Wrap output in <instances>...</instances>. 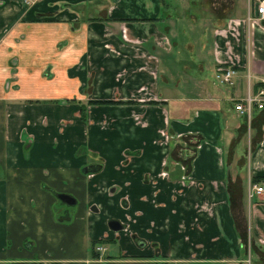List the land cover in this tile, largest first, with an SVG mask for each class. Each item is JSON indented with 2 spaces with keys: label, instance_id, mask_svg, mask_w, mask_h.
Here are the masks:
<instances>
[{
  "label": "crops",
  "instance_id": "1",
  "mask_svg": "<svg viewBox=\"0 0 264 264\" xmlns=\"http://www.w3.org/2000/svg\"><path fill=\"white\" fill-rule=\"evenodd\" d=\"M254 2H193V47L164 0H0V264H245L244 218L264 251V111L234 110L264 82Z\"/></svg>",
  "mask_w": 264,
  "mask_h": 264
},
{
  "label": "rangeland",
  "instance_id": "2",
  "mask_svg": "<svg viewBox=\"0 0 264 264\" xmlns=\"http://www.w3.org/2000/svg\"><path fill=\"white\" fill-rule=\"evenodd\" d=\"M165 5H164V9H163V16L165 15H172L173 13H176V17L178 18V28L174 27L173 31H167V36L169 38H172L171 35H174V38L177 39H183L185 40V42H188L190 46L193 47H197V43H199V40L196 41V39H199L200 37L198 36V34L196 35V33L194 32V30H192V28L190 29V31H188V29L190 28V26H192L188 21H187V16H186V12H190V9H193V2H196V7L199 10V8L201 7V2L203 3V0H164ZM199 7V8H198ZM189 14V13H188ZM176 20V19H175ZM174 20V21H175ZM182 23L184 25V29L186 30L185 32L181 29L182 28ZM176 28V29H175ZM199 30H201V28H199ZM202 31V30H201ZM203 36V34H202ZM186 44V43H185ZM201 44V43H200ZM180 45V42H179ZM177 51V50H176ZM178 64L177 66L175 65L176 68V72L179 73L180 75H182V70L187 67H190V71H188V74H190V76H201L204 75L207 76L209 78L210 81H212L213 75L210 74V68L208 69L207 67H204V63H201L200 66H202L204 69L202 70V72L200 73V69L199 67H195L198 63H197V54H195V49L193 50V52H188V54L186 55V52L183 50V48L179 47L178 49ZM188 58V60H187ZM189 62V63H188ZM163 68L165 69H169L172 68L170 67L169 64H164L162 65ZM183 68V69H180ZM184 76V75H183ZM246 82L248 83V81L245 78L244 81V94H246ZM253 89V86L251 88V90ZM244 150V147H242L241 145H239L237 147V151H242ZM249 201V202H248ZM252 200L248 199L247 200V207L251 208L252 205ZM250 215V213H249ZM250 219V216H249ZM242 224V220H241V224ZM246 235H248V230H246ZM244 259H245V264H256L255 261L257 260L259 263H264V251L261 250V253H259V250H251V247L248 243V240L244 242ZM108 254L112 257H116L118 258V248L116 247V245L114 244H108ZM263 258V259H262ZM258 259H260L261 261H259Z\"/></svg>",
  "mask_w": 264,
  "mask_h": 264
},
{
  "label": "built area",
  "instance_id": "3",
  "mask_svg": "<svg viewBox=\"0 0 264 264\" xmlns=\"http://www.w3.org/2000/svg\"><path fill=\"white\" fill-rule=\"evenodd\" d=\"M27 1V0H26ZM245 23V22H244ZM255 23H263L264 24V0H255L254 2V15H248L247 21L245 24L254 25ZM250 25V26H251ZM218 34V33H217ZM236 75V70L234 67L225 68L218 67L214 74V81L220 86H229L232 84V81ZM250 81L248 77V95L243 103H238L235 106L234 110L240 115H245L246 117H250L252 110L255 106L259 110L264 108V89H259L257 93L253 94L250 91ZM264 85V82H261ZM264 189L258 186H251L249 189V197H252V193L259 195L262 194ZM96 252L98 254L103 253L105 250L103 247H97Z\"/></svg>",
  "mask_w": 264,
  "mask_h": 264
},
{
  "label": "trees",
  "instance_id": "4",
  "mask_svg": "<svg viewBox=\"0 0 264 264\" xmlns=\"http://www.w3.org/2000/svg\"><path fill=\"white\" fill-rule=\"evenodd\" d=\"M162 2H163V0H162ZM259 89H264V85L263 84L256 85L253 91L257 93ZM83 111H84V109H82V112ZM257 111H260V112L261 111H264V108L261 109V110H259L257 108V106H255L253 108V110H252V113H251L252 117H253V114H255V112H257ZM262 181H264V178H253L251 180V184L252 185H256V184H259ZM243 220H244V222L246 221L245 218ZM244 222H243V227H242L243 228V233H242L243 234V240H242V243H244L245 241H247V236H246V230H247V226H246L247 224L246 223L247 222L246 223H244ZM98 244H101V241L92 242L91 245H90V255H91L90 257H91L92 260H95V259L98 258V255L99 254L95 250L97 248L96 245H98ZM252 249L257 250V248L254 246V244H252V246H251V250Z\"/></svg>",
  "mask_w": 264,
  "mask_h": 264
},
{
  "label": "water",
  "instance_id": "5",
  "mask_svg": "<svg viewBox=\"0 0 264 264\" xmlns=\"http://www.w3.org/2000/svg\"><path fill=\"white\" fill-rule=\"evenodd\" d=\"M58 199L66 204V205H74L75 202L74 200H72L70 197L68 196H64V195H60L58 196ZM108 227L109 229L114 232V233H117V232H120L123 228L122 226L120 225V223L116 222V221H111L109 224H108Z\"/></svg>",
  "mask_w": 264,
  "mask_h": 264
}]
</instances>
